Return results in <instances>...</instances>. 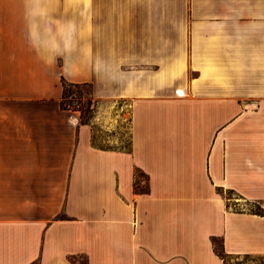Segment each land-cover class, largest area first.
<instances>
[{
    "label": "crops",
    "instance_id": "0c3cea01",
    "mask_svg": "<svg viewBox=\"0 0 264 264\" xmlns=\"http://www.w3.org/2000/svg\"><path fill=\"white\" fill-rule=\"evenodd\" d=\"M63 81L91 85L92 123ZM126 106L130 149L97 144ZM247 202L264 203V0H0V264H224L213 238L264 256Z\"/></svg>",
    "mask_w": 264,
    "mask_h": 264
},
{
    "label": "rangeland",
    "instance_id": "374dc122",
    "mask_svg": "<svg viewBox=\"0 0 264 264\" xmlns=\"http://www.w3.org/2000/svg\"><path fill=\"white\" fill-rule=\"evenodd\" d=\"M94 103V102H93ZM65 104L71 105L76 110L78 109V105L84 106V123H92L93 118V104L92 106H89L86 101H82L81 104L78 103V101L73 100H66ZM122 105V104H121ZM90 108V109H89ZM87 110H90L88 113ZM118 124H116V128L112 129V137L109 139V133L107 135L99 132V126L98 125H92L94 138L97 144L102 145L103 147H109V148H117L120 150H129L130 149V134H129V128H130V117L129 112L127 110V106L123 108L121 111L120 117H118ZM114 133L117 135V140L114 139ZM111 135V134H110ZM227 198L229 199H238L235 195L232 193L225 194ZM245 211L255 212V213H264V203L255 204L247 202L244 204V206L241 208ZM227 264H264V256H250L247 259H244L243 257L239 258L237 260L236 258H226Z\"/></svg>",
    "mask_w": 264,
    "mask_h": 264
},
{
    "label": "trees",
    "instance_id": "16d2710c",
    "mask_svg": "<svg viewBox=\"0 0 264 264\" xmlns=\"http://www.w3.org/2000/svg\"><path fill=\"white\" fill-rule=\"evenodd\" d=\"M62 86H63V95H62V100H61V108L63 110H73V111H79L81 114V123L82 124H87L84 123V106H79L78 105V109L76 110L74 107H72L71 105H66L65 101L66 100H73V101H78L79 104H81L82 101H86V103L89 106H92L93 104V98H92V88L91 85L89 84H82V85H74V84H69L66 82H62ZM90 109V108H89ZM88 113L90 112V110H87ZM143 177V174L137 172V180L135 182V191H137L138 193H142V191H147V188L144 186H141L139 179H141ZM257 215H261L263 216L264 213H255V212H251ZM212 244H213V248L215 253L220 257V259L223 261L224 264L226 263V258H236L237 260H239V258L243 257L244 259H247L250 257V255H244V256H229L227 254H225L224 250H223V246L221 244V241L217 238H213L212 239Z\"/></svg>",
    "mask_w": 264,
    "mask_h": 264
}]
</instances>
